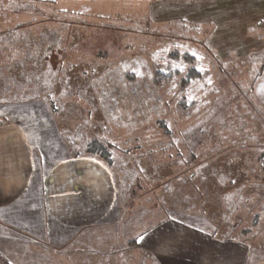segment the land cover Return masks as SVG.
Masks as SVG:
<instances>
[{
  "label": "rangeland",
  "instance_id": "374dc122",
  "mask_svg": "<svg viewBox=\"0 0 264 264\" xmlns=\"http://www.w3.org/2000/svg\"><path fill=\"white\" fill-rule=\"evenodd\" d=\"M158 1L0 0V107L10 106L0 114L37 112L42 131L50 130L51 96L63 141L105 146L111 158L103 163L134 219L143 223L161 209L219 242H243L249 259L260 258L264 25L172 22L187 16L166 6L157 9L164 22L151 23L148 8ZM174 51L194 58L201 74L184 90L178 79L153 83L157 72L186 69ZM35 100L40 110L27 104ZM61 153L46 149V163ZM136 257L131 264L152 263Z\"/></svg>",
  "mask_w": 264,
  "mask_h": 264
},
{
  "label": "crops",
  "instance_id": "0c3cea01",
  "mask_svg": "<svg viewBox=\"0 0 264 264\" xmlns=\"http://www.w3.org/2000/svg\"><path fill=\"white\" fill-rule=\"evenodd\" d=\"M161 6L187 16L169 17L172 22L264 25V0L173 5L162 0L149 6V22H164L158 19ZM27 104L39 110L42 105ZM6 107L9 103L0 108ZM25 114H0V264H131L138 253L151 264H264V256L249 259L245 243L219 242L197 227L164 218L161 209L138 222L129 203L121 202L110 168L86 153L88 138L78 148L61 138L57 122L63 115L45 112L50 130L43 132L40 115ZM46 149L62 155L49 156L47 164ZM139 223L144 228L137 232ZM168 242L171 249H164Z\"/></svg>",
  "mask_w": 264,
  "mask_h": 264
},
{
  "label": "trees",
  "instance_id": "16d2710c",
  "mask_svg": "<svg viewBox=\"0 0 264 264\" xmlns=\"http://www.w3.org/2000/svg\"><path fill=\"white\" fill-rule=\"evenodd\" d=\"M170 57L184 63L186 69H184V70L180 69L181 71L180 70H177V71L170 70L172 72L170 73V75H167V76H165V75L163 76L161 73L157 72V73H155V77L153 78L154 85H161V84L164 85V83H166V82L169 83V82L174 81L175 79H178L179 88L184 90L192 82L201 78L200 72L198 70H196L195 60L190 55H187L185 53L182 54L180 52L174 51L170 55ZM50 98H51V96L48 98L47 102H49V104L52 106V108L55 112L56 108H57L56 103L54 101L50 100ZM86 153L89 155L95 156L96 158L102 160L105 163L110 162L111 156H109L105 146L102 143H100L99 141H93V142L89 143L86 147ZM258 162L260 163L261 170L264 172V152H262L259 155ZM133 193H135V190L131 191L132 196H133Z\"/></svg>",
  "mask_w": 264,
  "mask_h": 264
},
{
  "label": "snow or ice",
  "instance_id": "6c2138e0",
  "mask_svg": "<svg viewBox=\"0 0 264 264\" xmlns=\"http://www.w3.org/2000/svg\"><path fill=\"white\" fill-rule=\"evenodd\" d=\"M140 239H143V237H141Z\"/></svg>",
  "mask_w": 264,
  "mask_h": 264
}]
</instances>
